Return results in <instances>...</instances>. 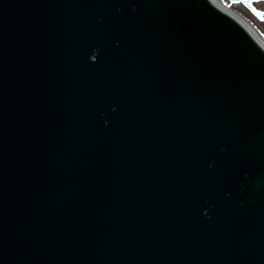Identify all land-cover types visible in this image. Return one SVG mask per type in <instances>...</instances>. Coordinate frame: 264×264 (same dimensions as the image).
I'll use <instances>...</instances> for the list:
<instances>
[{
  "label": "water",
  "instance_id": "water-1",
  "mask_svg": "<svg viewBox=\"0 0 264 264\" xmlns=\"http://www.w3.org/2000/svg\"><path fill=\"white\" fill-rule=\"evenodd\" d=\"M250 30L212 0H0V264H264Z\"/></svg>",
  "mask_w": 264,
  "mask_h": 264
},
{
  "label": "rangeland",
  "instance_id": "rangeland-1",
  "mask_svg": "<svg viewBox=\"0 0 264 264\" xmlns=\"http://www.w3.org/2000/svg\"><path fill=\"white\" fill-rule=\"evenodd\" d=\"M223 2L232 7L238 15L251 22L258 37L264 40V0L254 3L255 7L262 11V14L252 12L243 2H232L231 0H223Z\"/></svg>",
  "mask_w": 264,
  "mask_h": 264
},
{
  "label": "bare ground",
  "instance_id": "bare-ground-1",
  "mask_svg": "<svg viewBox=\"0 0 264 264\" xmlns=\"http://www.w3.org/2000/svg\"><path fill=\"white\" fill-rule=\"evenodd\" d=\"M213 2L215 1L221 8L225 9L226 11H228L229 13H231L233 16L237 17L238 19H241L247 26L250 27V32L253 34H255V28L253 27V25L251 24V22H249L248 20H246L245 18L241 17L240 15H238L232 7H230L228 4H226L225 2H223V0H212ZM253 34V36L255 37V39L259 42V44L264 47V40L259 38L256 34V36Z\"/></svg>",
  "mask_w": 264,
  "mask_h": 264
}]
</instances>
